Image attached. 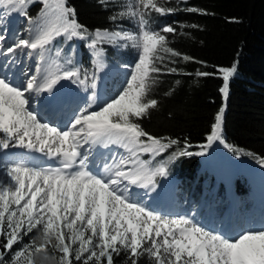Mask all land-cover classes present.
<instances>
[{
  "label": "snow or ice",
  "instance_id": "6c2138e0",
  "mask_svg": "<svg viewBox=\"0 0 264 264\" xmlns=\"http://www.w3.org/2000/svg\"><path fill=\"white\" fill-rule=\"evenodd\" d=\"M34 0H0V21L5 14L15 12L27 15V7ZM46 18H53L51 26L40 27L32 39H19L14 45L3 48L6 37L0 32V56L11 59L18 50L37 53L36 72H41L45 52L57 37L66 40H90L89 47L95 53L99 66L102 43L130 42L137 49V60L127 79L116 95L99 107H94L95 92L81 111L61 129L43 122L38 113L31 110L30 95L48 93L55 101L54 88L61 80L85 83L78 69L55 65L56 71H48L42 77L31 75L19 86L7 77H0V152L21 148L58 158L60 166L43 167L25 160L5 163L0 169V264H34V253L46 251L51 246L59 256V264H115V257L122 256L127 264H139L147 256L152 264H264V228L244 231L235 236L214 233L199 226L190 218H169L159 215L140 203L132 201L129 185L152 190L156 176H166L164 165L151 166L141 155L153 157L167 151L177 140L157 138L147 133L138 121L154 109L158 101L149 98L156 83L151 73H161L156 61L163 60L160 52L181 56L168 47L162 33H175L171 26L159 31L150 28L151 12L161 15L173 12L165 6L166 0H139L138 9L129 13L139 17L138 32H103L94 34L76 19L75 9L66 0H41ZM142 9V10H141ZM200 11L196 8L185 9ZM201 14H207L202 12ZM31 21V18H28ZM115 19V17L113 18ZM195 27V26H194ZM60 55L59 51L56 53ZM191 60L188 56L182 57ZM68 63H71L68 61ZM203 63V62H200ZM53 65L50 64L49 68ZM169 72H176L175 68ZM236 65L221 67L223 86L220 92L228 96L230 78L236 73ZM197 76L212 73L196 72ZM97 87L95 74L89 85ZM207 149L216 141L224 143L222 124L224 108L215 115ZM84 144L116 145L127 155L114 158L105 165V174L97 175L88 167V155L80 151ZM181 150L178 155H193ZM173 155H177L174 153ZM195 155H205L202 150ZM264 163V162H262ZM37 236L19 245L33 231ZM37 240L40 242L37 243ZM11 259L5 261V254ZM55 259V257H53Z\"/></svg>",
  "mask_w": 264,
  "mask_h": 264
},
{
  "label": "trees",
  "instance_id": "16d2710c",
  "mask_svg": "<svg viewBox=\"0 0 264 264\" xmlns=\"http://www.w3.org/2000/svg\"><path fill=\"white\" fill-rule=\"evenodd\" d=\"M138 3L139 0H66L67 6L75 9L77 21L91 34L119 29L137 33L139 17L129 13L138 9ZM38 5L40 0L28 5V18H37L41 13ZM165 6L175 10L164 15L151 12L150 28L159 31L164 26L173 27L175 33L162 34L168 47L181 56L160 52L163 60L156 64L162 72L151 73L156 83L149 93V98L156 99L158 105L149 109V114L138 123L154 137L179 143L154 158L148 154L141 158L149 160L153 167L164 165L166 176L179 181L174 193L178 209L188 211L195 207L206 223H218L230 204L226 187L202 170L201 155L195 153L203 150L200 146L207 142L215 115L223 106L220 92L223 80L218 69L235 64L236 76L229 81L222 126L227 154L249 166L264 168V0H166ZM187 8L200 11L189 12ZM89 43L90 40L76 42L57 37L53 47L60 56H68L71 68L85 67L97 77L95 53ZM122 46L118 41L97 47L109 62L133 66L137 60L135 49ZM183 56L192 59L185 61ZM172 68L177 71L169 72ZM198 70L212 75L197 76ZM118 91L115 90L116 94ZM186 144L189 145L186 151L193 155L179 156ZM159 179L160 176L155 177L156 182ZM233 190L240 200L249 198L250 188L239 178L234 179ZM9 256L6 253L5 260ZM115 264H127V261L122 255L115 257ZM139 264L152 262L143 256Z\"/></svg>",
  "mask_w": 264,
  "mask_h": 264
},
{
  "label": "rangeland",
  "instance_id": "374dc122",
  "mask_svg": "<svg viewBox=\"0 0 264 264\" xmlns=\"http://www.w3.org/2000/svg\"><path fill=\"white\" fill-rule=\"evenodd\" d=\"M178 1L185 2L187 0ZM43 7L44 5L40 0V5H38V8L41 10V13L38 14L37 18H40L41 22H39L37 18H33L30 21L27 16L21 15L19 20L14 25L10 26L7 15L5 14L3 16L2 21H0V32H2L6 37V39L3 41V48L14 45L21 38L32 39L40 27H44L48 22H50V20H47L45 14L42 12ZM3 9V7H0V13L5 12ZM118 31L132 33L122 29H119ZM62 38L65 41H71L66 40L64 37ZM73 40L78 42V39ZM119 42L123 43V48L127 46L133 48L130 42ZM47 49L48 50L45 52V60L43 63H41L40 73L36 72L37 63L39 61V56L37 53H32V55L29 56L27 53L30 50L22 49L13 54L11 59L1 56L0 77H7L10 82L19 86L21 82L26 81V79L33 74H36L38 77H40V74L42 75L43 72L47 73L48 71L56 70L55 65L58 57L60 62L59 64L63 63V65L58 64L60 68L62 69L67 67L66 65L69 64L68 56H57L56 53L58 51H55L53 42L47 46ZM135 51L137 54V49H135ZM101 54L106 70H103L101 74L100 70L98 71V66H96V83L97 87L98 85L100 86L99 88L101 92L99 95L100 101L98 104H95L96 106L93 105L94 107L103 105L106 101H109L111 97L116 95L115 90L121 89L122 85L127 79V73L131 71L132 68V66H118L115 63L109 62L103 51ZM50 64L53 65L52 68H49ZM95 65H97V63ZM78 70L80 71L81 79L87 75L88 81L81 83L73 78V80H69V82H67V84L62 89L67 88L65 90L66 97L69 96L73 102L74 100H80V102H75V104L70 103L69 105L65 106V108L59 107V113L51 115L54 117H52L53 119L49 115H45L47 108L41 110L42 108L39 107L40 104L38 101L42 99L43 93H40L39 95H36L35 93L27 94L30 95V99L32 101L31 110L35 113H38L39 118L43 122L50 123L52 126H58L61 129H66L70 126V121L74 118V116L78 114V112L81 111L91 99L93 92L90 94L92 88L89 85L92 78V72L90 69L85 67ZM234 76H236V73L233 75V77ZM114 81L120 84H115ZM70 90H75V92L70 93ZM221 94L223 99L222 107L224 108L225 112L227 98L225 99L223 93ZM40 111H42V114L44 115H40ZM2 135L3 134H0V136ZM80 151L88 155V167L93 173L97 175H104L105 165H111L114 158H119L121 155H127L123 148L117 147L116 145H111V150L103 152L96 157L93 155L92 145L84 144L83 147L80 148ZM203 151L205 152V155H201L200 158L202 170L207 171L216 181L222 182L225 185L227 198L230 202L229 208L224 213L222 220L220 219L218 223H215L214 221H209L206 223L204 217L199 216L200 213L195 207H191L188 211H185L184 208L178 209L176 207L174 194L173 200L171 199L172 201L170 206H164L167 201H170L169 198H172V195L170 196L169 191H162V185L166 181V178L164 180L160 178L158 182L155 180V187L152 188V190L142 187L132 188L131 185H129V195L132 201L140 203L149 210L169 218H177L180 216L190 218L196 224L204 227L206 230L226 236H235L240 232L255 231L264 228V198L261 197V195H259L258 198L252 197L255 194V190H264V168L254 165L249 166L240 160L229 157L225 142L222 144L219 141H216L210 148L203 149ZM148 155L150 157L152 156L150 154ZM18 160H25L34 165L43 167L60 166L58 158H49L41 153L28 152L25 149L15 148L11 149L7 153L0 152V169L3 168L5 163H11ZM235 178H239L241 183L250 188L249 198L245 201L240 200L233 190V181ZM171 186L174 188L175 184L172 182ZM210 197V194H208L207 198ZM34 236H37V232L35 230L33 233H30L29 236L24 237V240L21 242V244L14 245V249L19 250V248L22 247L24 243L28 242V240ZM39 242L40 241L37 240V243ZM60 255H62V253L57 252L55 249L51 248V246H46V251L34 253L32 260L34 264H59ZM53 257H55V259H53ZM10 259L11 253L8 260ZM8 260L5 261L7 262ZM21 264H26V262L22 259Z\"/></svg>",
  "mask_w": 264,
  "mask_h": 264
},
{
  "label": "bare ground",
  "instance_id": "6f19581e",
  "mask_svg": "<svg viewBox=\"0 0 264 264\" xmlns=\"http://www.w3.org/2000/svg\"><path fill=\"white\" fill-rule=\"evenodd\" d=\"M3 10H5V9H3ZM7 15V17H8V23H9V25L11 26V25H14L18 20H19V18L21 17V15L20 14H18V13H15V12H11V13H8V14H6ZM47 20H50V22H48L47 24H46V26H51L52 24H54L55 23V20L53 19V18H47ZM101 33H103V32H101ZM1 57V56H0ZM95 57V56H94ZM95 61H96V59H94ZM94 61V62H95ZM100 62L102 63V67L101 66H99L98 65V63H97V61L95 62V64L97 63V65L96 66H98L97 68H99L98 69V71L100 70V72H101V74H102V71L103 70H106L105 69V65H104V62H103V60H102V54H100ZM60 62H59V57H58V60L56 61V64H59ZM59 65H63V63H61V64H59ZM57 70V69H56ZM56 70H54V71H52V72H55ZM105 72V71H104ZM44 74H46L45 72H43L42 73V75L40 74V77H42ZM69 80H61L60 81V83H59V85L57 86V87H55L54 88V96H55V101L54 102H52V103H50L49 101H51L52 100V96H50L48 93H43V97H42V99L41 100H39L38 101V103L40 104V106L39 107H41L42 109L41 110H43L44 108H47V112H46V114L45 115H49L51 118L53 117V116H51V115H53V114H58L59 112V107H62V108H65V106H67V105H69L70 103L71 104H75V102L77 103H79L80 102V100H78V101H75L74 100V102H73V100L68 96V97H65L66 95H65V90L67 89V88H65V89H62L66 84H67V82H68ZM100 86L98 85V87H96L93 91L95 92V101H94V105L95 104H98L99 103V101H100V98H99V95H100V92H101V90H100V88H99ZM70 92H75V90H70ZM69 94V93H68ZM92 97V96H91ZM38 107V106H37ZM43 112L42 111H40V115H44V114H42ZM54 118V117H53ZM52 118V119H53ZM92 149H93V155H94V157H96V156H98L99 154H101V153H103V152H106V151H109V150H111V145H109L108 147H104V146H102V145H92ZM232 160V159H231ZM36 161V160H35ZM233 161H235V160H233ZM255 166V165H254ZM165 178H163V180H164ZM166 181L164 182V184L162 185V191H165V192H167V191H169L170 192V196L172 195V198H169L170 199V201H167L166 203H165V205L164 206H170V204H171V201L173 200V194H174V188H175V186H174V188H173V186H171V184H172V182L174 183V184H176V182L173 180V179H169V178H166L165 179ZM169 180V181H168ZM172 181V182H171ZM131 187L132 188H137L138 186H134V185H131ZM173 192V193H172ZM172 199V200H171Z\"/></svg>",
  "mask_w": 264,
  "mask_h": 264
},
{
  "label": "crops",
  "instance_id": "0c3cea01",
  "mask_svg": "<svg viewBox=\"0 0 264 264\" xmlns=\"http://www.w3.org/2000/svg\"><path fill=\"white\" fill-rule=\"evenodd\" d=\"M264 190H261V191H258V190H255V194L252 196L253 198H258L259 195H261V197L264 198ZM263 194V195H262Z\"/></svg>",
  "mask_w": 264,
  "mask_h": 264
},
{
  "label": "water",
  "instance_id": "95a60500",
  "mask_svg": "<svg viewBox=\"0 0 264 264\" xmlns=\"http://www.w3.org/2000/svg\"><path fill=\"white\" fill-rule=\"evenodd\" d=\"M162 178H168L167 176H163ZM175 182H176V184H175V188H174V192H175V190H176V188H177V184L179 183V181L178 180H174Z\"/></svg>",
  "mask_w": 264,
  "mask_h": 264
}]
</instances>
